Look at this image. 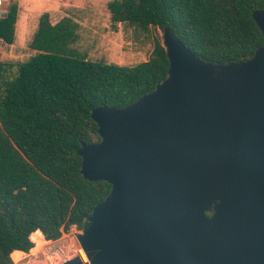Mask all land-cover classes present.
Listing matches in <instances>:
<instances>
[{
	"label": "water",
	"instance_id": "1",
	"mask_svg": "<svg viewBox=\"0 0 264 264\" xmlns=\"http://www.w3.org/2000/svg\"><path fill=\"white\" fill-rule=\"evenodd\" d=\"M251 15L264 37V5ZM161 42L153 89L90 111L80 173L110 190L79 219L88 261L60 264H264V43L207 62L167 26Z\"/></svg>",
	"mask_w": 264,
	"mask_h": 264
},
{
	"label": "trees",
	"instance_id": "2",
	"mask_svg": "<svg viewBox=\"0 0 264 264\" xmlns=\"http://www.w3.org/2000/svg\"><path fill=\"white\" fill-rule=\"evenodd\" d=\"M264 0H109L110 28L126 23L159 31L148 58L133 66L92 61L74 44L79 24L55 23L44 11L28 43L26 60L0 61V264L28 252L39 230L53 241L104 199L110 184L80 173L81 142L100 140L90 117L95 106L121 108L154 88L167 72L161 42L167 26L207 62L242 61L264 43L252 11ZM18 4L0 16V41L12 44ZM16 65L15 72L11 69Z\"/></svg>",
	"mask_w": 264,
	"mask_h": 264
},
{
	"label": "rangeland",
	"instance_id": "3",
	"mask_svg": "<svg viewBox=\"0 0 264 264\" xmlns=\"http://www.w3.org/2000/svg\"><path fill=\"white\" fill-rule=\"evenodd\" d=\"M8 1L2 0L0 16L6 11ZM15 1L18 4L15 39L12 44L0 41L1 62H21L35 52L29 48L28 43L36 29L38 17L44 11L49 13L52 23L61 16H71V12L76 15L80 25L79 39L74 46L80 55L92 61L113 62L124 66L136 65L148 58L153 39L159 36V31L153 28L144 31L126 23H120L118 30L113 31L110 28L109 13L106 8L109 0ZM80 4L83 8L73 7ZM15 69L16 65L11 69L12 74ZM79 231L80 229L71 226L58 239L44 240L40 247H36L35 241L31 239L34 242L31 250L19 251V255L12 252L11 258L14 264H60L65 259L76 255L75 250L81 248L76 238V233ZM30 238H32L31 235Z\"/></svg>",
	"mask_w": 264,
	"mask_h": 264
},
{
	"label": "bare ground",
	"instance_id": "4",
	"mask_svg": "<svg viewBox=\"0 0 264 264\" xmlns=\"http://www.w3.org/2000/svg\"><path fill=\"white\" fill-rule=\"evenodd\" d=\"M31 237H32L31 239H33V241H35V243H36V247H37V246L40 247V246L44 243V240H45V239H44L42 233H41L39 230L34 231V232L31 234ZM13 253L16 254V255H19V254H20L19 251H14ZM75 253H76V255H78V256L80 257V259H81L83 262H87V261H88L87 256L85 255L83 249H81V248H77V249L75 250ZM10 257H11V256H10ZM65 257H66V256H65ZM17 263H18V262H17Z\"/></svg>",
	"mask_w": 264,
	"mask_h": 264
},
{
	"label": "crops",
	"instance_id": "5",
	"mask_svg": "<svg viewBox=\"0 0 264 264\" xmlns=\"http://www.w3.org/2000/svg\"><path fill=\"white\" fill-rule=\"evenodd\" d=\"M73 7H75V8L77 7L76 9H81V8H83V5H82V4H80V5L73 6ZM71 13H72V15H71V16H72V17L74 18V20H75V21H77V22H78V24L80 25V23H79L78 19L75 17L76 15H73V14H74L73 12H71ZM65 14H66V13H65ZM66 15H69V14H66ZM61 17H63V16H61ZM58 19H59V18H58ZM58 19H57L56 21H58ZM56 21H54V22H56ZM54 22H53V23H54Z\"/></svg>",
	"mask_w": 264,
	"mask_h": 264
},
{
	"label": "built area",
	"instance_id": "6",
	"mask_svg": "<svg viewBox=\"0 0 264 264\" xmlns=\"http://www.w3.org/2000/svg\"><path fill=\"white\" fill-rule=\"evenodd\" d=\"M1 4H2V0H0V6H1Z\"/></svg>",
	"mask_w": 264,
	"mask_h": 264
}]
</instances>
